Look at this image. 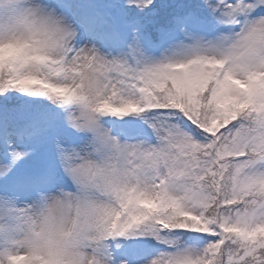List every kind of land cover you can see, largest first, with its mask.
Masks as SVG:
<instances>
[{
  "label": "snow or ice",
  "instance_id": "6c2138e0",
  "mask_svg": "<svg viewBox=\"0 0 264 264\" xmlns=\"http://www.w3.org/2000/svg\"><path fill=\"white\" fill-rule=\"evenodd\" d=\"M0 264H264V0H0Z\"/></svg>",
  "mask_w": 264,
  "mask_h": 264
},
{
  "label": "clouds",
  "instance_id": "9594fccd",
  "mask_svg": "<svg viewBox=\"0 0 264 264\" xmlns=\"http://www.w3.org/2000/svg\"><path fill=\"white\" fill-rule=\"evenodd\" d=\"M68 212L69 209L59 206H53L50 209V215L54 222H60L66 220L68 217Z\"/></svg>",
  "mask_w": 264,
  "mask_h": 264
}]
</instances>
